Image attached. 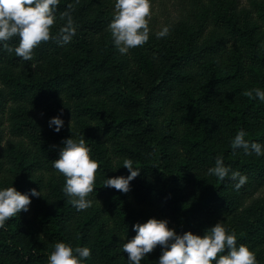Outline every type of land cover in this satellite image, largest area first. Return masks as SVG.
<instances>
[{
	"label": "trees",
	"instance_id": "obj_1",
	"mask_svg": "<svg viewBox=\"0 0 264 264\" xmlns=\"http://www.w3.org/2000/svg\"><path fill=\"white\" fill-rule=\"evenodd\" d=\"M71 11L76 34L58 43L61 14ZM115 0H60L51 34L25 61L0 47V172L2 151L18 171V180L0 182L22 193L42 190V171H56L63 139L84 137L100 167L92 194L104 198L114 228L105 230L101 211L92 208L67 226L77 209L60 196L64 179L51 178L48 196L32 197V220L22 226L21 212L0 228V264H49L56 242L88 246L86 264H128L121 236H135L134 222L167 219L178 233L204 230L221 222L235 230L264 264V155L233 150L240 130L245 139L264 143V101L249 89H264V0H188L170 32L120 54L108 23ZM19 38L7 43L14 49ZM226 59L228 66H222ZM60 116L59 132L49 119ZM4 145V150L2 146ZM178 146L184 159L175 160ZM221 155L231 170L247 175L239 189L229 178L191 177L207 171ZM126 158L140 173L122 192L105 187L107 177L127 176ZM208 172V171H207ZM37 174L38 176H34ZM189 187L193 192L186 198ZM133 201L152 212H133ZM158 245L142 260L157 264Z\"/></svg>",
	"mask_w": 264,
	"mask_h": 264
},
{
	"label": "clouds",
	"instance_id": "obj_2",
	"mask_svg": "<svg viewBox=\"0 0 264 264\" xmlns=\"http://www.w3.org/2000/svg\"><path fill=\"white\" fill-rule=\"evenodd\" d=\"M60 0H0V47L9 52L14 51L22 60H32L34 48L42 41L55 39L51 34V26L57 21L56 10ZM69 3L61 14L66 22L60 27L58 43L68 44L76 34L75 21L68 9ZM114 15L108 23L112 43L120 54L129 53L130 49L142 46L150 39V19L152 15L151 0H115ZM170 28L164 25L155 33L157 38L169 34ZM18 37L14 49L7 43L11 38ZM264 101V89H249L245 93ZM49 127L59 132L64 125L60 116H53L48 121ZM246 132L240 129L231 139L233 150L242 149L245 154L264 155V143L245 139ZM133 160L126 158L123 166L129 172L127 176L107 177L105 187H114L122 192L130 190V182L139 175L140 168L133 166ZM52 167L65 177L63 192L70 198L77 211L92 206L89 194L94 190L99 162L91 156V149L84 137L75 139L72 136L63 139L57 159L52 160ZM208 174L223 180L226 177L234 182L236 189L247 182V175L231 170L224 163V158L217 155L215 164L208 168ZM31 195L17 190L13 184L0 187V228L5 226L10 217L21 210L28 211L32 197L41 196L36 188L30 190ZM132 229L135 236L123 243V250L128 254V264H142L158 245L161 255L157 264H259L256 253L246 244L237 242L235 230L228 229L221 222L204 230L203 234L191 230L178 233L169 227L167 219L150 217L144 222H134ZM92 255L88 246L73 247L71 243L56 242L54 250L48 257L49 264H86ZM148 258V257H147Z\"/></svg>",
	"mask_w": 264,
	"mask_h": 264
},
{
	"label": "rangeland",
	"instance_id": "obj_3",
	"mask_svg": "<svg viewBox=\"0 0 264 264\" xmlns=\"http://www.w3.org/2000/svg\"><path fill=\"white\" fill-rule=\"evenodd\" d=\"M188 0H151V5H152V15L150 22L153 26H155V31L158 32L166 22H174L176 21L177 17L181 13L182 9L186 6ZM222 66L227 67L228 62L226 59L223 58L222 60ZM2 149L4 150V145L2 146ZM172 151L175 152V160L172 161V164L174 165L176 163V160H182L184 159V155L181 152V149L178 146H172L170 147ZM2 170L0 172V182L3 181H9V180H18V171L15 168L14 163L11 162V158L7 155L6 151H2ZM40 175L43 177V183H42V190H41V196H49V191H48V182L51 178L58 179L59 177H63L65 181V177L63 176L62 173L56 172V171H42ZM34 176H38L35 174ZM190 176L195 177V176H200L202 178H206L208 176V172L201 170L199 168H193L190 171ZM101 178L96 174V180ZM105 181V180H103ZM193 192V188L189 187L188 190L186 191V198L189 197V195ZM60 196L65 197L66 201H70V198L65 195L63 192V188L61 187L60 191ZM89 198L92 199L93 203L92 206L78 211L76 214V217L72 219L67 228L68 230L73 233L74 232V226L76 223V218L83 216L90 212L92 208H98L101 211L102 214V220H106V226L105 230L110 231L111 229L114 228L113 224V217L111 214L106 212L104 208V198H97L95 197L92 193L89 194ZM52 202H55L54 199L50 198ZM35 205L33 202L30 203L29 210L28 211H23L21 210V215H22V226L25 225L26 222L32 220V214L34 211ZM141 211L146 212H152L154 213V209H150L147 206H144L143 204H139L136 201H133V212L134 213H139ZM120 240L124 243L126 242V237L121 236Z\"/></svg>",
	"mask_w": 264,
	"mask_h": 264
}]
</instances>
